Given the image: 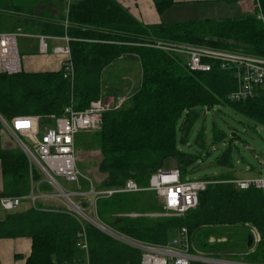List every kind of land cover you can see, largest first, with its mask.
<instances>
[{
	"label": "trees",
	"instance_id": "trees-1",
	"mask_svg": "<svg viewBox=\"0 0 264 264\" xmlns=\"http://www.w3.org/2000/svg\"><path fill=\"white\" fill-rule=\"evenodd\" d=\"M41 1L0 0V23L8 17L27 29L32 24L38 26V34L70 38L73 81L64 78L62 69L0 75V116L4 120L34 116L39 118L40 125H52L65 108L72 106L75 111H84L100 99L102 73L110 64L125 56L135 57L140 63V86L119 110L105 113L101 130L93 133L101 155L98 169L105 175L99 189H119L128 180L147 187L150 176L168 159L175 161V169L184 180L189 169L202 159L201 151L209 155L203 129L196 133L195 147L189 145L192 127L206 114L205 109L210 112L215 106L224 107L264 129V90L258 89L252 98L231 101L228 96L236 89L233 71L214 67L210 72H191L182 57L147 46L163 40L239 50L264 58V27L258 19L244 16L145 25L116 0H78L69 8V26L65 29V16L54 19L43 11L34 14ZM153 2L159 15L175 4L173 0ZM256 8L264 16V0H256ZM210 138L217 145L224 141L225 134L213 126ZM234 138L239 139L236 134ZM0 164V197L26 196L33 183L41 181V175L32 169L19 147L6 150L0 143ZM214 164L233 169L232 149L226 148ZM205 180L216 183L208 185L199 194L197 207L181 218L145 216L163 212L152 192L117 193L99 199L97 217L123 236L152 244L167 243L182 227L188 229L191 238L206 231L205 240L199 239L198 245L213 252V256H219L217 252L224 249L219 243L209 245L207 239L218 236L221 228L254 229L262 242L246 257L264 263V192L255 188L239 190L227 182L233 180L227 175ZM40 187L44 189L45 185ZM126 214L139 216L114 217ZM74 216L66 209L40 207L11 212L0 221V239L30 238L31 253L25 264H80L83 257L79 234L83 228ZM85 229L88 236L95 235L92 264L140 263L137 249L94 227ZM244 242L247 245L248 238Z\"/></svg>",
	"mask_w": 264,
	"mask_h": 264
},
{
	"label": "built area",
	"instance_id": "built-area-1",
	"mask_svg": "<svg viewBox=\"0 0 264 264\" xmlns=\"http://www.w3.org/2000/svg\"><path fill=\"white\" fill-rule=\"evenodd\" d=\"M78 0H62L66 7L64 28L67 29L68 11L71 5ZM261 14V13H260ZM264 27V16L257 18ZM32 35L22 34L20 29L14 32H0V75H14L21 73L22 66L18 53V38ZM37 51L41 56L50 53L49 41L55 37L48 35H36ZM65 46H55L52 53L63 57L61 69L64 78L73 81L74 71L69 48L70 38H61ZM162 52L171 53L182 57L186 67L191 72H210L214 67L220 70L234 72L236 89L228 98L231 101H242L254 97L258 89L264 90V58L245 54L242 51L224 50L204 45L187 43H173L158 40L150 45ZM128 100L125 96L110 99H99L90 103L84 111H75L72 106L65 108L62 116L54 118L52 125H40L38 117L18 116L9 122L2 121L7 131L15 136L32 169H37L47 183L54 189V194H42L35 191L33 185L28 195L22 197H0V205L6 211L18 208L22 200H29L34 204L38 199L62 200L65 209L75 216L84 217L80 206L74 201L75 197L87 198L88 203L95 205V220L92 224L101 232L137 249L140 252L139 264H242L224 260L213 253H204L193 244L191 235L186 227L176 231L175 236L164 244H152L133 240L117 232L110 231L96 214V202L99 199L110 198L117 193L152 192L160 202L163 212L154 214V217L181 218L198 205V196L205 191L208 185L216 183L205 179L183 180L178 169L163 171L161 168L154 172L147 187H139L128 180L122 188L90 190L86 193L66 191L58 182L62 179L68 184L78 186L83 177L77 168L75 159L74 139L81 131L98 132L103 125V115L107 112L119 110ZM208 113V109H205ZM24 140V141H23ZM263 176L252 179H233L227 181L235 185L239 190L249 188L260 189L264 192V160L262 161ZM121 216V215H120ZM123 216V215H122ZM136 217L139 215H124ZM253 247L262 242L261 236L254 229H249ZM82 242L79 247L87 250L84 233H80ZM213 243V240H209Z\"/></svg>",
	"mask_w": 264,
	"mask_h": 264
},
{
	"label": "rangeland",
	"instance_id": "rangeland-1",
	"mask_svg": "<svg viewBox=\"0 0 264 264\" xmlns=\"http://www.w3.org/2000/svg\"><path fill=\"white\" fill-rule=\"evenodd\" d=\"M254 1L255 0H253L254 4L253 5L251 4L250 6V10L248 11L247 16L253 17L257 20L258 16H260L261 14L258 10H256L257 8ZM42 10H43L42 8L38 9L35 7L34 14L37 16L39 15L40 12H42ZM6 15H10V14H6ZM16 25L20 26L22 34H27V32H29L27 28L21 26L22 24H18V21L8 17H4L2 23H0V31L14 32L11 30H13V27H15ZM22 39L25 38L19 37L17 40L19 53H22V48H21ZM20 60H22L21 56H20ZM22 69L23 71H25L23 65H22ZM140 69L141 67L139 68L135 60L127 59L123 62H120L113 68H109L102 75V83H105L111 89H114L115 86H119L120 90L122 89L126 92L130 90L134 93L133 90L136 89L133 88H137V86L139 87V85L137 84H140L141 82ZM128 71L130 75H126L127 78H125L124 75L127 74ZM182 121H183V117L179 119L178 123L180 124L182 123ZM0 123L2 126L3 123L2 122ZM213 126H215L217 129H219L221 132L225 134L224 141L218 142L217 145H214L211 142V138H210V133ZM201 129L204 130L206 135L205 148L209 152V155L205 156V152L201 151L202 159H198L196 163L189 169L186 176L184 177V180L205 179L217 175H227L228 177L235 178L237 180L252 179L263 176L262 161L264 160V129L261 126H254L250 120L224 107L215 106L207 114H202L194 123L190 135V142H189V145H191L192 148L195 147L194 138L196 136V133ZM234 134H236L239 137V139L234 138ZM12 137H13L12 138L13 143H15L16 147H18V143H19L18 139L13 135ZM75 138L76 139H75L74 148H75L76 164L81 175L83 176L80 179V184L87 186L86 181L89 180L90 182L95 183V181H97L99 178L103 176L98 169L99 156H100L99 150L93 132L81 131L76 135ZM228 147L232 149V159H233L234 168L226 169L215 166L214 164L215 158L221 155V153L225 151L226 148ZM161 169L163 171H171L175 169V161H173L172 159L166 160ZM35 172L40 174L42 177L40 184L45 185V188L41 189V193L54 194L55 193L54 189L47 183L44 176L40 172H38L37 169H35ZM58 182L68 192L69 191L79 192L76 189L77 185L75 184H68L64 182L62 179H58ZM86 186L85 187L83 186L84 190H86ZM73 199L75 201L79 200V198L77 197ZM57 203L60 206L63 205L62 207L65 208V205L62 203V200L58 201ZM22 204H23L22 207L25 206L26 208L27 207L31 208L30 202L24 203L23 201ZM114 217H121V216H114ZM98 220L101 221L99 218ZM108 228L110 231L115 232L114 229L110 227ZM219 231L220 233L218 236L213 235L211 237L210 240H213V243H209V245H214L219 243L221 244L220 246L222 248L224 246L223 249L225 251L228 252L230 251L232 253H235V255H227L226 257L223 258L224 260L242 263V264H264L261 262H252L248 260L246 257L245 250L247 249L244 240L249 235L248 229L243 227H229V228H221V230ZM206 236H207L206 231H200L199 233L200 240H205Z\"/></svg>",
	"mask_w": 264,
	"mask_h": 264
},
{
	"label": "crops",
	"instance_id": "crops-1",
	"mask_svg": "<svg viewBox=\"0 0 264 264\" xmlns=\"http://www.w3.org/2000/svg\"><path fill=\"white\" fill-rule=\"evenodd\" d=\"M116 1L119 4H121L123 7H125L131 13V15H133L137 20H139L141 23L145 25H156V24H159L160 22L171 24V23H178V22L195 21L197 19L199 20L200 19L201 20H204V19L220 20V19L241 18V17L248 15V11L250 10L251 4L252 5L254 4L253 0L251 1L250 0H173L175 4L171 8L166 10L163 15H159L155 8L153 0H116ZM254 2L256 5V0ZM36 8L38 9L42 8L43 12L48 13V15L52 16L54 19H59L62 16H65L66 14V7H65V4L62 2V0H42L39 4L36 5ZM38 28H39L38 26L34 27V24H32L31 28L28 29L29 32H27V34L32 35V37H26V36L21 37L25 39H22L21 41L22 53H19V49H18V53H19V57L21 56V59H22L20 60V62H21V66L22 65L24 66V69H25L24 72L39 73V72L60 71L63 57L60 55L53 54L52 48L55 46H65V42L61 40V38L63 37H55L54 40H50L49 41L50 53L46 56H41L38 54L37 40L34 37L36 35H39ZM17 29L21 30V28H17ZM0 32H5V31H0ZM127 59L135 60V62H137L140 68V63L135 57L125 56V57H122L116 60L115 62L110 64L108 67H106L103 70L102 75L109 68H113L120 62H123ZM140 73H141V69H140ZM126 75H130L129 71L127 72V74L124 75L125 78H127ZM137 85L140 86V84H137ZM137 88H133V89H137ZM132 94L133 92L130 90L127 92L122 89L120 90L119 86H115L114 89H111L105 83H103V90H102V95L100 99H110V98H115L119 96L129 97ZM0 118L2 117L0 116ZM0 122L2 121L0 120ZM2 126L0 123L1 147L6 150L15 149L16 145L15 143H13L12 135L4 128V126L3 127ZM75 139H74V144H75ZM99 155H100V152H99ZM100 160H101V155L99 156V163H100ZM102 175L103 176L99 178L97 181H95V183H92L89 180L86 181L87 186L80 184L79 182L78 186L76 187V189L79 191L78 193L88 192L90 190V185L93 187L94 190H102V189H99L100 184L105 179V175L104 174ZM83 186L84 187L86 186V190L83 189ZM39 187H40V181H36L33 183V188L35 189V191L38 193H41V189H40L41 187L40 188ZM2 192H3V176H2V170H1V164H0V195L2 194ZM77 198H79V200L78 201L74 200V201L82 209L84 213V217H79L77 215L74 217L77 219V221L83 228L82 233H84L85 235L86 244H87V250H82L80 248L81 254L83 257V261L80 264H92L93 256L95 255V235L90 233V236H88L85 227L95 228V225L92 224V221L95 220V205L92 207V205L88 203L87 198L85 197L84 198L77 197ZM23 201L24 203L30 202L31 208L40 207L43 210H60V209L65 210V208L62 207L63 205L62 206L58 205L57 202L59 200H56V199H38L34 204H32L31 201L29 200H22L18 208L13 211H6L0 205V221H3L8 213H11V212L22 213V212L29 210L30 207H27V208L25 206L22 207ZM154 214H159V213L146 214V216H149L150 218H159V217H154L153 216ZM126 215H132V214H126ZM117 216H120V215H117ZM211 237H209L207 240L208 244H209V240L211 239ZM113 239L117 240L116 238H113ZM198 240H199V234H196L192 237L193 244L195 245L197 249H199L200 251L204 253L211 252V251L202 250L198 245ZM81 242H82V238H81ZM31 243L32 242L29 237L1 238L0 239V264H25L27 258L29 257L31 253ZM246 249H249V250H245L246 251L245 253L247 256L255 250V247H253V244L251 243L249 247L246 245ZM217 253L219 257L221 258H224L227 255H235V253H232L230 251L228 252L225 250L221 252L219 251Z\"/></svg>",
	"mask_w": 264,
	"mask_h": 264
},
{
	"label": "water",
	"instance_id": "water-1",
	"mask_svg": "<svg viewBox=\"0 0 264 264\" xmlns=\"http://www.w3.org/2000/svg\"><path fill=\"white\" fill-rule=\"evenodd\" d=\"M251 243H252V240L250 239V237H248V244H247V246L249 247L251 245Z\"/></svg>",
	"mask_w": 264,
	"mask_h": 264
}]
</instances>
